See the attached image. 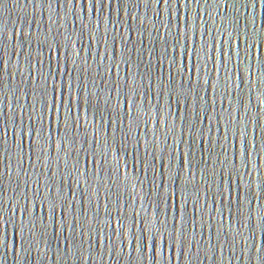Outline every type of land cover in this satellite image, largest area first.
<instances>
[{"label":"water","instance_id":"water-1","mask_svg":"<svg viewBox=\"0 0 264 264\" xmlns=\"http://www.w3.org/2000/svg\"><path fill=\"white\" fill-rule=\"evenodd\" d=\"M0 264H264V0H0Z\"/></svg>","mask_w":264,"mask_h":264}]
</instances>
